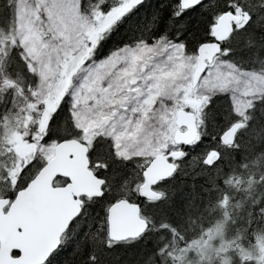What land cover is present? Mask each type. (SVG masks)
Wrapping results in <instances>:
<instances>
[{
	"label": "rangeland",
	"instance_id": "1",
	"mask_svg": "<svg viewBox=\"0 0 264 264\" xmlns=\"http://www.w3.org/2000/svg\"><path fill=\"white\" fill-rule=\"evenodd\" d=\"M139 1L86 0L82 4L81 0H3L2 5L0 0V34L10 41L1 72L3 78L22 83L0 95V110L6 114L9 136V146L0 149L8 166L15 164L19 171L23 163L41 165L53 155L59 136L47 133V117L57 110L63 96L67 99L68 134L82 138L89 145L91 162L103 167L106 163L101 157L106 150L112 160L129 163L128 167L135 170H142L154 155L176 149L172 139L177 128L176 113L185 109L191 99L199 103L196 111L200 135L204 133L202 129L212 101L226 102L229 118L244 124L250 119L252 109L257 108L256 104L264 102V23L258 24L261 19L250 20L245 26L236 25L227 43L229 48L214 57L194 86L192 74L196 55L186 49L183 38L166 35L134 38L103 52L98 58H89L86 48L95 47L120 14L133 5L135 7ZM246 27L253 42L259 38L258 44H252L248 42V36L245 37L244 48L250 50L248 57L254 59L253 64L238 59L232 45L244 36ZM84 51L87 59L74 74L64 75L62 63L73 55L83 59ZM10 52L15 58L14 69L19 71L24 66L26 75L23 77L10 69ZM258 109L262 111L264 106ZM65 138L68 137L61 139ZM18 145L22 149L16 151ZM3 173L8 191L11 188L8 181L16 172L6 169ZM103 173L108 172L101 170L100 174ZM127 186V183L123 185V191ZM107 187L109 196L112 188L109 183ZM117 198L121 197H112ZM140 211L149 221L148 215L142 209ZM216 218L212 217L213 235L205 236L210 238L201 243L196 252L198 257L193 256L197 264H230L232 249L240 247L250 253L245 242L239 244V229L229 211ZM151 221L141 240L151 238L155 228ZM211 229L213 226L209 227ZM204 233L208 234V229ZM152 239L156 240V235ZM182 239L188 242L189 238ZM215 240L219 243L217 248ZM136 241L117 243L105 239L109 247L129 246ZM144 246L139 244L138 250L130 246L124 249L126 253L129 249L135 251L124 257L126 264L156 259L151 252L145 254V248L139 249ZM151 246L154 248L155 242ZM195 247L191 241L185 250L172 253L185 257ZM92 259L88 258V261Z\"/></svg>",
	"mask_w": 264,
	"mask_h": 264
},
{
	"label": "trees",
	"instance_id": "2",
	"mask_svg": "<svg viewBox=\"0 0 264 264\" xmlns=\"http://www.w3.org/2000/svg\"><path fill=\"white\" fill-rule=\"evenodd\" d=\"M1 1L3 5V0ZM85 1L81 0V3L84 4ZM247 3L249 2L247 1ZM234 4L235 0H210L208 4L201 2L182 10L179 8V0H141L136 3L135 7L133 5L125 13L120 14L119 18L104 31V36L98 40L95 47L91 45L86 50L90 55L89 58L95 59L134 38L166 35L174 39L183 38L186 49L195 53L198 44L208 40L210 25L217 15L230 8L233 9ZM248 5L251 6V3ZM248 8L246 7V10H249ZM254 10L262 9L256 6ZM246 36L249 38L247 27L244 30V36L242 35L241 39L234 43V52L236 57L244 63H253V58L248 57L250 50L244 48ZM258 40L259 38L254 43L249 38L248 42L258 44ZM9 45V39L0 34V95H5L10 88L16 89L22 84L18 80L3 78L1 66L7 51H9ZM4 49H6L5 52ZM2 52L5 53L4 56ZM86 53L84 51L81 55L83 59L73 55L65 60L62 63V70H65L64 75L68 77L74 74L77 67L87 59ZM13 56L14 54L10 55V64L12 63L10 69L16 75L18 74V77H23L26 75L24 66L20 64L22 66L19 71L14 69L13 59L15 60V58ZM17 62L20 63L18 58ZM10 77L12 78L11 75ZM66 100V96H63L58 102L57 110L47 117V133L49 135L56 134L59 136L58 140L64 137H73L68 134L69 130H67L69 128L66 121ZM210 104L212 105H209L207 113V131L199 135L192 145L183 146L184 156L178 160L176 171L159 184L162 196H164L160 201H157L156 211L168 220L176 219L187 222V231L180 232L184 237L189 238L188 242L182 239L176 230L167 228L158 231L156 229V233L150 234V239L145 238L139 243L129 245L138 250L136 246L145 244L139 249L145 248V254L149 255L151 252V255L156 257V259L142 260L140 264H189L190 256H198L196 252L201 243L213 235L214 221L212 222V217L219 218L226 211H229L230 218L239 229L237 231L240 237L239 244L245 242L246 249L250 251V253H246L241 247L232 249L230 264H264V110L258 109V107L263 109L264 102L256 104L258 106L252 109L250 119L239 127L233 144L228 146L220 143L219 136L236 119L227 121L229 112L226 102L215 101ZM6 118V114L0 110V148L9 146L7 142L9 139L8 129L5 126ZM241 131L243 132L241 133ZM76 138L79 139V137ZM212 150L218 152V158L214 163L209 164L206 162V158ZM1 153L0 149V196L11 197L19 187L28 181L40 164L26 162L21 164L18 171L15 164L9 166L6 164L7 160ZM102 154L101 158L107 165L105 171L108 172L105 174V178L112 188L111 196L117 195L129 199L133 187L136 186L129 187V182L132 179L138 181L141 170L129 168V163L112 160L106 150H103ZM90 163L95 173L102 176L100 174L102 167L99 168L91 160ZM34 165L35 167L31 170ZM6 169L16 172L10 178L11 181H8L11 185L8 191L6 190L7 183L2 179ZM63 180L64 178L58 177L54 183L61 184ZM124 183L129 185L126 191H123ZM4 188L5 191L2 192ZM105 195L107 194L104 189L101 198L92 200L86 205L84 213L69 232L71 239H66L62 254L57 252L56 257L53 256L50 260V264H87L90 254H93L92 257L103 264H106L105 261L126 264L124 257L130 252L135 253L133 249H129V252L126 253L124 249H128L129 246L106 247L105 213L109 198L106 200ZM110 199L112 198L110 197ZM212 226L213 229L209 230V227ZM207 229L208 234L204 233ZM154 235H156V240L152 239ZM207 235L210 237L206 238ZM191 241L195 243L196 247L189 255L182 257L172 253L174 250H185ZM154 242L155 247L152 248L151 245ZM168 242H171L170 246ZM236 253L238 256H235Z\"/></svg>",
	"mask_w": 264,
	"mask_h": 264
},
{
	"label": "water",
	"instance_id": "3",
	"mask_svg": "<svg viewBox=\"0 0 264 264\" xmlns=\"http://www.w3.org/2000/svg\"><path fill=\"white\" fill-rule=\"evenodd\" d=\"M204 0H179L181 9H187ZM234 16L225 12L212 26L214 41L200 43L196 48V64L192 85H196L208 64L221 51V42L231 31ZM196 102L191 101L194 105ZM178 129L173 141L177 146L189 145L197 137V119L193 112L179 109L176 114ZM241 121L234 122L220 139L223 144L233 143ZM184 127L181 131L179 128ZM184 150L175 149L154 155L142 171L143 181L138 193L145 199H158L161 194L152 188L171 176ZM217 157L212 152L207 162ZM56 177H64V185H54ZM104 179L89 167L88 145L70 137L54 146L53 155L45 161L28 183L17 190L13 199L0 197V264H41L58 247L60 236L81 209V196H100ZM107 234L111 240L136 238L147 229L146 219L139 215V205L118 199L107 208ZM15 250L18 255L11 256Z\"/></svg>",
	"mask_w": 264,
	"mask_h": 264
},
{
	"label": "flooded vegetation",
	"instance_id": "4",
	"mask_svg": "<svg viewBox=\"0 0 264 264\" xmlns=\"http://www.w3.org/2000/svg\"><path fill=\"white\" fill-rule=\"evenodd\" d=\"M247 1L251 2V6L248 5L250 7V10H246V7L245 4H247ZM210 0H205L204 3H209ZM255 3V4H254ZM254 4V5H253ZM260 7L262 10H254V7ZM245 7V8H244ZM225 12H231L234 16L238 17V18H233L231 19L230 21V27H231V31L229 33V35L221 42V51L220 53L224 50L225 46L227 45V43L229 42L230 38H231V35L235 32L234 29H235V26L236 25H243L245 26L246 24H248L250 22V20H252L254 22V19H257L260 20L258 21L260 23H264V0H235V4H234V8L233 9H228V10H225L221 13H219L217 15V17L215 18V20L212 22V24L210 25V35L208 37V40L206 42H212L214 41V36L212 35V26L217 22V19L219 18L220 15H222L223 13ZM261 17V18H260ZM219 55V54H218ZM189 110L193 109V111L196 112V109H194V107H189L188 108ZM197 114V113H196ZM89 146V145H88ZM16 148V151H18L17 149H22V147H20L19 145L15 147ZM25 151L26 148H23ZM89 151H90V148H89ZM27 152V150H26ZM24 155V154H23ZM89 155V153H88ZM24 157H26L24 155ZM142 171L141 170V176H140V179L137 181V185L135 187H133L132 189V194L139 198V199H143V200H146V201H156V200H148V199H145L143 197H141L138 193V186L139 184L143 181V176H142ZM32 178V175L30 176V178L28 179V181ZM27 181V182H28ZM67 182V179L64 178L63 180V183L61 184H58V185H64L65 183ZM25 186V185H24ZM23 186L19 187L17 190H19L20 188H22ZM104 187V186H103ZM104 189V188H103ZM153 189H156V184L154 185ZM17 190L15 191V193L17 192ZM14 193V195H15ZM104 192L102 193L101 196H92V197H87V196H81L80 199L82 200V203H81V209H80V212L78 213L77 216H75L68 224V226L66 227V229L64 230V232L61 234L60 236V242H59V245L58 247L50 254V256L41 264H50L51 263V259L53 256L56 257V253L59 252V254L61 253L63 247H64V243L66 241V239H71V234L69 233L70 230L72 229L74 223L78 220V218L80 216H82V214L84 213V209L87 207L86 205H88V203H91L92 200H96V199H99L103 196ZM13 196L11 197H8L9 198V201H11L13 199ZM3 197H6V196H3ZM122 198V197H121ZM124 198V197H123ZM118 199V198H117ZM127 199L128 201L130 202H133V203H137L131 196L128 198H125ZM112 200V201H111ZM108 204H107V207H106V213H105V230H106V238L109 240V241H112L108 238V234H107V208L110 204H112V202H114L116 199H111ZM138 204V203H137ZM141 209V208H140ZM144 235L138 237V238H133V239H126V240H122V241H112V242H124V241H136V242H139V240L142 239ZM106 247L108 248L109 246L106 245ZM62 254V253H61ZM18 255V252L15 251V250H12L11 251V256L12 257H15ZM93 256V254H90L89 258L91 259V257ZM50 261V262H49ZM96 259L95 257H93V259L91 261H88L87 264H98L96 263Z\"/></svg>",
	"mask_w": 264,
	"mask_h": 264
},
{
	"label": "bare ground",
	"instance_id": "5",
	"mask_svg": "<svg viewBox=\"0 0 264 264\" xmlns=\"http://www.w3.org/2000/svg\"><path fill=\"white\" fill-rule=\"evenodd\" d=\"M249 2V1H248ZM251 2H249V3H247V4H245V6H247V8L249 7L248 6V4H250ZM249 10H250V7L248 8ZM232 45H233V48H235V45H234V43H232ZM229 45H226L225 46V48H224V50L225 49H227V48H229L228 47ZM254 60V59H253ZM247 64V63H246ZM249 64H251V63H249ZM253 64V63H252ZM213 102H215V101H212L211 103H213ZM210 105H212V104H210ZM228 117H229V114H228ZM232 121L230 118H228V120L227 121ZM206 121H207V118L205 119V125H204V127H203V129H202V132H204V131H207L206 130ZM241 126H242V124H241ZM215 145H217V144H215ZM106 168H107V165H104L103 167H102V169H100V171L101 170H103L104 172H105V170H106ZM102 177H103V179H104V189H105V191H106V194L108 195V191H107V188H109V187H107L108 186V181L106 180V178H105V174L103 173V175H102ZM136 179H132L129 183H130V186L129 187H131L132 185H136ZM160 184V183H159ZM157 185L156 186V191H159V193L161 194V196L158 198V199H156V201H150V202H148V201H146V200H143V199H139V198H137V197H135L133 194H130L131 195V197L138 203V205H139V207L148 215V217L150 218L149 219V221H148V223H149V225L151 226V224H152V221L151 220H153L154 221V224H155V228H154V231L153 232H155L156 233V229L158 230V231H161V230H165V229H167V228H169V229H173L174 231L176 230L178 233H179V235L183 238L184 236H183V233L182 232H180V231H187V222H182V221H180V220H176V219H172V220H168V219H166V218H164L163 216H161V215H159L158 213H157V211H156V206L158 205V204H156L157 203V201H160L161 199H162V197L164 196H162V190H161V188H160V185ZM160 189V190H159ZM163 194H164V192H163ZM106 195V196H107ZM112 194H110L109 196H107L106 197V200L109 198L110 199V197L112 198L113 196H111ZM108 199V200H109ZM163 200H165V198H163ZM151 216V217H150ZM178 227H180V228H182L183 230H180ZM168 244H169V246L171 245V242H168ZM215 246H216V248H217V246L219 245V243L217 242V240H215ZM220 250V246H219V248H218V251ZM198 257V256H197ZM99 262V264H103L101 261H98ZM156 264V263H155ZM189 264H197L194 260H193V255H191L190 256V258H189Z\"/></svg>",
	"mask_w": 264,
	"mask_h": 264
}]
</instances>
